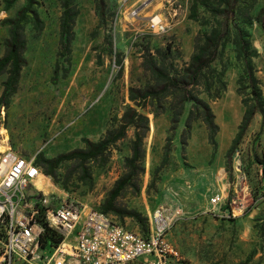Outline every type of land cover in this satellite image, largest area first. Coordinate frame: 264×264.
Listing matches in <instances>:
<instances>
[{
  "label": "rangeland",
  "instance_id": "obj_1",
  "mask_svg": "<svg viewBox=\"0 0 264 264\" xmlns=\"http://www.w3.org/2000/svg\"><path fill=\"white\" fill-rule=\"evenodd\" d=\"M64 1L33 0L19 30L25 64L3 102L10 67L0 72V134L13 150L38 154L41 197L50 207L68 202L108 213L145 235L161 210L171 247L167 264H264L260 112L237 143L255 106L247 62L264 96V0H153L144 7L147 0H70L74 37L71 52L61 57ZM27 6L28 0H0L1 57L13 28L8 21H17ZM156 15L167 32L148 29ZM225 33L216 60L192 83V56L206 35ZM146 63H157L179 87H166ZM149 89L159 93L144 100L140 96ZM223 99L241 102L240 116L229 118L217 107ZM206 103L218 130L206 121ZM123 130L94 158L60 159L114 140ZM230 131L235 139L227 144ZM137 133L142 153L133 160ZM206 163L213 168L209 179L201 168ZM218 194L222 199L215 204ZM5 238L0 231V256ZM53 242L45 241L44 252L53 251Z\"/></svg>",
  "mask_w": 264,
  "mask_h": 264
},
{
  "label": "built area",
  "instance_id": "obj_2",
  "mask_svg": "<svg viewBox=\"0 0 264 264\" xmlns=\"http://www.w3.org/2000/svg\"><path fill=\"white\" fill-rule=\"evenodd\" d=\"M148 29L157 34L168 30L159 15L149 19ZM37 159L38 154L26 156L6 146L0 134V231L6 235L0 264H167L171 247L161 210L145 235L85 205L65 202L50 207L37 186L44 176ZM221 199L218 194L212 202ZM48 229L63 237L50 253L43 247Z\"/></svg>",
  "mask_w": 264,
  "mask_h": 264
},
{
  "label": "trees",
  "instance_id": "obj_3",
  "mask_svg": "<svg viewBox=\"0 0 264 264\" xmlns=\"http://www.w3.org/2000/svg\"><path fill=\"white\" fill-rule=\"evenodd\" d=\"M32 3H33V0H28V6L25 7L20 12V17L17 21L15 22L8 21L11 25H13V28L11 29V36L8 39L9 40L8 50L6 51L5 55L0 58V72L5 68L10 67V78L6 84V89L1 98V102L6 100L8 95L18 84L20 76H21V71L25 64V58L23 57V54H22V51L25 48V42L21 40L19 30L25 19L26 13L29 11ZM69 3H70V0L64 1L65 12H64L63 30H62V36H61V51L59 53L61 57H66L71 52L72 41L74 37L72 20H71V15H70V10H69ZM263 27H264V23H263ZM226 35H227L226 33L222 35H215V34L206 35L203 44L199 46L196 53L192 56V62H191V66L189 69V71L193 74L192 83H196L198 79L203 75L204 70L209 68L214 63V61L216 60L218 56L220 45L224 41ZM246 45H247V42L244 40V38L241 39V46H242L243 52L246 51ZM146 66L148 70H150L152 73H155L158 77L162 78L165 81L166 87L171 86L172 83L176 87H179V82L173 81V79H171L168 74H166L163 70L159 69V67L157 66V63L156 64L146 63ZM56 73H58L57 69H56ZM246 75L251 85L250 87L252 89V97L255 102V106L250 112L247 111L244 117L243 124L240 127L241 135H240V138L237 139V143L241 139V136L250 127L252 120L254 118V115L257 112H260L261 115L263 116V124H264L263 90L260 86L261 84L260 80L256 76L252 64L249 62H247L246 64ZM158 93L159 91L149 89V90H146L140 97L146 100L151 96L157 95ZM204 108L206 110L207 123L209 124V126L214 127L216 130H218L219 126L215 122V114L213 113V110L211 106L209 105V103L204 104ZM124 134H125V131L123 130L120 134H118L115 137L114 140H111V141L103 140L97 144H90L91 146L89 149L75 150L66 156H62L63 158L61 157L60 159L62 160V159H68V158L69 159L79 158L82 160H88V159L94 158L102 154L105 150L109 148L112 142L117 141L118 139L123 137ZM142 141L143 140H142L141 135L137 133V138L134 142V147H133V160L138 159L142 153ZM234 148L235 147H233L232 151L234 150ZM228 161L230 163L231 154L228 155ZM37 162L39 165H41L39 163V159H37ZM59 162L60 160L57 161V163ZM54 167H57V165H55ZM122 189H123V184L119 185L118 188H116L113 194V198L116 197ZM52 239L54 240L53 244H58L62 240V238H58V239L56 238L55 231L52 233V229H48L46 240H52Z\"/></svg>",
  "mask_w": 264,
  "mask_h": 264
},
{
  "label": "crops",
  "instance_id": "obj_4",
  "mask_svg": "<svg viewBox=\"0 0 264 264\" xmlns=\"http://www.w3.org/2000/svg\"><path fill=\"white\" fill-rule=\"evenodd\" d=\"M0 58H1V56H0ZM216 104H217V107L221 106L223 111H229L230 112L229 118H232V113H236V116L238 117V115L240 116V114L243 111V108L241 106V102H239V101H238V103L236 102L235 106L233 104H231L230 102L224 100V99H223V101L221 100L220 102H216ZM215 116H216V114H215ZM226 134L228 136L227 144H231L233 142V140L235 139V134L232 133L231 131H230V133H226ZM221 165H222V163H221ZM201 168L206 170L205 171V175H204L205 178H207V179L212 178V175H213V170L212 169L213 168H212V164L211 163L203 164V165H201ZM208 170H210V172H208ZM216 176L220 177L217 173H216Z\"/></svg>",
  "mask_w": 264,
  "mask_h": 264
},
{
  "label": "water",
  "instance_id": "obj_5",
  "mask_svg": "<svg viewBox=\"0 0 264 264\" xmlns=\"http://www.w3.org/2000/svg\"><path fill=\"white\" fill-rule=\"evenodd\" d=\"M153 0H147L144 4H143V6H141V7H144V6H146V5H148L149 3H151Z\"/></svg>",
  "mask_w": 264,
  "mask_h": 264
},
{
  "label": "bare ground",
  "instance_id": "obj_6",
  "mask_svg": "<svg viewBox=\"0 0 264 264\" xmlns=\"http://www.w3.org/2000/svg\"><path fill=\"white\" fill-rule=\"evenodd\" d=\"M43 187H44L43 184H40V185H39V188H40V189H43Z\"/></svg>",
  "mask_w": 264,
  "mask_h": 264
}]
</instances>
